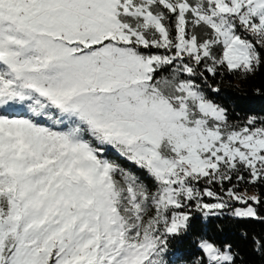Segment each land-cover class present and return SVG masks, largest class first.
I'll use <instances>...</instances> for the list:
<instances>
[{
    "label": "snow or ice",
    "instance_id": "1",
    "mask_svg": "<svg viewBox=\"0 0 264 264\" xmlns=\"http://www.w3.org/2000/svg\"><path fill=\"white\" fill-rule=\"evenodd\" d=\"M261 68L264 0H0V264H264Z\"/></svg>",
    "mask_w": 264,
    "mask_h": 264
},
{
    "label": "trees",
    "instance_id": "2",
    "mask_svg": "<svg viewBox=\"0 0 264 264\" xmlns=\"http://www.w3.org/2000/svg\"><path fill=\"white\" fill-rule=\"evenodd\" d=\"M222 89H225L222 96L217 97L221 102L225 97H233L237 94L247 95L252 98L251 101L244 105V110L248 112H264V99L256 97L255 90L260 89L264 91V68H261L254 75L243 79L234 76H229L225 79V82L221 85ZM248 191H256L249 188ZM260 193L264 197V188H261ZM250 228L259 230L261 226L259 224H251ZM188 252H194V249H188ZM247 259L251 261V264H260V257L249 254Z\"/></svg>",
    "mask_w": 264,
    "mask_h": 264
},
{
    "label": "rangeland",
    "instance_id": "3",
    "mask_svg": "<svg viewBox=\"0 0 264 264\" xmlns=\"http://www.w3.org/2000/svg\"><path fill=\"white\" fill-rule=\"evenodd\" d=\"M255 192L254 191H248V194H254Z\"/></svg>",
    "mask_w": 264,
    "mask_h": 264
}]
</instances>
